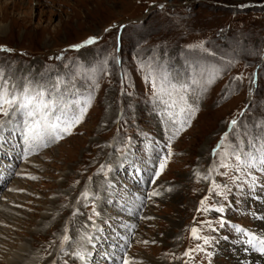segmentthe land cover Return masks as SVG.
Listing matches in <instances>:
<instances>
[{"label": "rangeland", "instance_id": "374dc122", "mask_svg": "<svg viewBox=\"0 0 264 264\" xmlns=\"http://www.w3.org/2000/svg\"><path fill=\"white\" fill-rule=\"evenodd\" d=\"M0 165V264H245L264 0H0Z\"/></svg>", "mask_w": 264, "mask_h": 264}, {"label": "bare ground", "instance_id": "6f19581e", "mask_svg": "<svg viewBox=\"0 0 264 264\" xmlns=\"http://www.w3.org/2000/svg\"><path fill=\"white\" fill-rule=\"evenodd\" d=\"M13 162H15V159H14V157H13ZM6 166V165H5ZM10 166H13V164H11V163H8V167H10ZM14 167V166H13ZM4 170V169H3ZM3 170L0 172V178H6L8 175H9V173L8 172H6V176H4L3 175ZM258 230H261V233L262 234H260V235H262L261 237H263L264 238V222L262 223V225H260V227H259V229ZM260 232V231H259ZM241 241V240H240ZM256 243H259V240H257V242ZM259 245V247L258 246H256V244L254 243L253 244V247H254V249H250L249 247L248 248H246L247 247V245H244V249H247V254H245V256H244V259H245V264H264V261L260 258V255L259 254H261L263 251L262 250H264V246L262 245V243H260V244H258ZM21 247V246H20ZM91 247V246H90ZM89 247V248H90ZM234 247V246H233ZM257 247L259 248L258 249V251H257ZM93 248H90L89 250H92ZM244 249H242V250H244ZM239 250L237 249V252H238ZM240 252H241V249H240ZM234 253V252H233ZM91 254V252L90 253H87V255H90ZM242 255V254H241ZM17 256H19L17 253L15 254H13L12 255V259H14V260H16V257ZM233 256V255H232ZM236 256V255H235ZM240 256V255H239ZM28 257H31L27 262H28V264H36V263H33L34 261L32 260L33 259V255H31V253L29 254V256ZM242 257V256H241ZM85 259L89 262V258L87 257H85ZM91 259V258H90ZM16 261H18V259L16 260ZM92 261V260H91ZM20 262L21 263H24L25 262V259H21L20 260ZM19 262V263H20ZM17 263V262H16ZM85 264V263H84ZM86 264H87V262H86ZM90 264H92V263H90ZM237 264V263H236Z\"/></svg>", "mask_w": 264, "mask_h": 264}]
</instances>
